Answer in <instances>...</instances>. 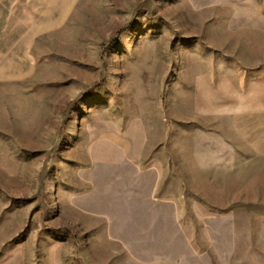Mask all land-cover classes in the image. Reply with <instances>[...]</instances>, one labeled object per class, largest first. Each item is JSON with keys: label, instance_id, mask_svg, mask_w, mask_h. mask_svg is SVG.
Instances as JSON below:
<instances>
[{"label": "rangeland", "instance_id": "1", "mask_svg": "<svg viewBox=\"0 0 264 264\" xmlns=\"http://www.w3.org/2000/svg\"><path fill=\"white\" fill-rule=\"evenodd\" d=\"M3 1L0 264H264V0Z\"/></svg>", "mask_w": 264, "mask_h": 264}, {"label": "crops", "instance_id": "2", "mask_svg": "<svg viewBox=\"0 0 264 264\" xmlns=\"http://www.w3.org/2000/svg\"><path fill=\"white\" fill-rule=\"evenodd\" d=\"M33 7H36V9L39 8V10L31 11L32 16H40L42 19V29L44 31H55L59 28H61L66 22L69 21L71 16L73 15L75 9L77 8V4L79 0H31ZM11 3V2H10ZM17 7L18 5L21 6L22 4L16 1ZM6 2L3 0H0V39L6 38L10 35L18 34L21 32L19 30V24L18 20H20L21 12L20 10H17V12H12L11 17L12 19H8V21L5 22V17L7 16V13H5V6ZM10 6V5H9ZM10 15V14H9ZM12 30H15L11 33ZM34 36V35H33ZM0 40V42H1ZM1 46V45H0ZM1 50V49H0ZM3 52V51H2ZM0 57H3L2 54H0ZM4 57L6 58V55L4 54ZM15 58V57H14ZM14 58H6L10 62L14 61ZM22 61H28V59Z\"/></svg>", "mask_w": 264, "mask_h": 264}]
</instances>
